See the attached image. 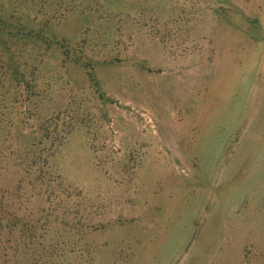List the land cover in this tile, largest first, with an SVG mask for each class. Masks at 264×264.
Listing matches in <instances>:
<instances>
[{
	"label": "rangeland",
	"instance_id": "1",
	"mask_svg": "<svg viewBox=\"0 0 264 264\" xmlns=\"http://www.w3.org/2000/svg\"><path fill=\"white\" fill-rule=\"evenodd\" d=\"M10 15L41 34L11 48L33 86L17 137L57 142L93 264H264V0H0Z\"/></svg>",
	"mask_w": 264,
	"mask_h": 264
},
{
	"label": "trees",
	"instance_id": "2",
	"mask_svg": "<svg viewBox=\"0 0 264 264\" xmlns=\"http://www.w3.org/2000/svg\"><path fill=\"white\" fill-rule=\"evenodd\" d=\"M10 18L13 15L0 19V28H6L0 31L7 35V42L0 38L5 54L0 72L4 79L9 73L6 88L0 79V264H93L96 247L85 239L67 206L72 196L83 200L82 192L66 185L50 164L57 142L44 147L32 141L24 146L17 137L22 119L16 117L21 114L15 104L20 91L30 99L33 86L18 57L11 56V48L19 47L18 37L41 34L20 31ZM50 41L44 40L46 46Z\"/></svg>",
	"mask_w": 264,
	"mask_h": 264
}]
</instances>
